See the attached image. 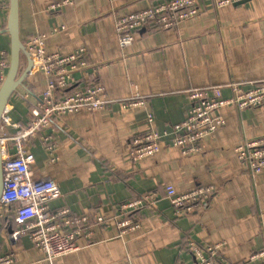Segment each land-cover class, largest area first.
<instances>
[{
  "label": "crops",
  "instance_id": "crops-1",
  "mask_svg": "<svg viewBox=\"0 0 264 264\" xmlns=\"http://www.w3.org/2000/svg\"><path fill=\"white\" fill-rule=\"evenodd\" d=\"M53 1L18 0L20 39L44 33L46 49L62 53L85 46L93 78L68 91L97 83L114 101L102 110L53 119L56 163L43 158L39 141L27 148L36 156V173L52 177L61 190L48 202L49 213L67 207L71 216H110L107 224L85 225L78 250L52 262L27 237L12 236L14 230H2L0 223V253L12 252L11 264H193L185 243L193 240L200 246L224 242L218 255L223 263L248 264L251 253L264 249V168L253 174L233 149L264 136V102L223 106L217 111L223 124L201 140L197 152L183 155L166 142L138 160L129 151L132 139L147 129L180 122L191 89L233 82L249 87L264 80V0L218 8L201 0L196 16L171 29L148 23L125 49L118 47L115 19L165 0H73L47 9ZM8 8L7 2L0 5V52L10 44L4 32ZM46 81L36 71L25 79L9 99L13 119L29 117ZM222 93L231 94L227 87ZM131 97L142 103L125 106ZM167 184L178 192L212 186L208 207L176 213L163 198ZM147 192L159 200L135 214L139 228L122 232L112 214L122 202Z\"/></svg>",
  "mask_w": 264,
  "mask_h": 264
},
{
  "label": "built area",
  "instance_id": "built-area-1",
  "mask_svg": "<svg viewBox=\"0 0 264 264\" xmlns=\"http://www.w3.org/2000/svg\"><path fill=\"white\" fill-rule=\"evenodd\" d=\"M113 1V0H112ZM201 0H165L134 13L123 14L115 19L114 27L117 44L125 49L135 41V33L144 25L153 23L160 29H171L199 13ZM203 1V0H202ZM244 0H209L213 7L241 2ZM7 0H0V5ZM73 0H54L47 9H55ZM64 29L53 27L52 31ZM47 35L36 33L25 42L33 60L32 72H41L47 79L40 91V98L26 120H15L8 107L2 114V175L4 179L0 211L10 215L20 226L11 235H24L45 258L52 260L60 255L78 250L77 238L85 237L83 228L91 221L107 224L110 215L71 216L69 209L63 207L49 213L48 202L61 196L55 180L35 171L36 156L28 150V145L39 141L42 156L48 163H56L60 156L56 151L51 126L54 118L79 111L94 112L107 108L112 101L107 97L103 85L90 83L68 91L71 85L93 78L88 53L85 46L72 52L62 53L46 49ZM9 67L8 51L0 52V86ZM31 72V73H32ZM230 89L225 97L222 88ZM189 108L185 117L167 129H147L132 139L130 157L133 160L158 152L166 142L178 147L181 153L199 151L201 140L223 124L218 110L223 106L234 105L238 108L257 106L264 102V80L249 87L240 82L191 89L188 93ZM138 97L124 100L127 107L141 104ZM234 152L242 166L259 174L264 168V136L243 141L234 146ZM213 187L199 185L178 192L173 185L167 184L163 198L176 213L206 209L209 205ZM159 199L153 192L143 193L122 202L117 213L112 214L117 227L122 231L140 227L135 214L142 209L151 208ZM0 213V214H1ZM193 252V264H225L218 255L224 242L200 246L193 240L185 242ZM12 252L0 253V264H11ZM248 264H264V249L256 250L248 258Z\"/></svg>",
  "mask_w": 264,
  "mask_h": 264
},
{
  "label": "water",
  "instance_id": "water-1",
  "mask_svg": "<svg viewBox=\"0 0 264 264\" xmlns=\"http://www.w3.org/2000/svg\"><path fill=\"white\" fill-rule=\"evenodd\" d=\"M8 1L9 8L4 32L8 33L10 36L9 67L6 76L2 82V85L0 86V202L4 183L2 175L1 147L3 141L2 114L8 106L10 97L16 92V90L20 86H24V81L31 74L33 67V60L31 54L19 36L18 0ZM23 57L26 61V64L21 67V61Z\"/></svg>",
  "mask_w": 264,
  "mask_h": 264
},
{
  "label": "rangeland",
  "instance_id": "rangeland-1",
  "mask_svg": "<svg viewBox=\"0 0 264 264\" xmlns=\"http://www.w3.org/2000/svg\"><path fill=\"white\" fill-rule=\"evenodd\" d=\"M12 218V217H11ZM1 226H2V230L6 229L7 227L12 228L13 230H19L20 226L18 224H16L15 222H13V219H1L0 220ZM21 236H24L21 234Z\"/></svg>",
  "mask_w": 264,
  "mask_h": 264
},
{
  "label": "trees",
  "instance_id": "trees-1",
  "mask_svg": "<svg viewBox=\"0 0 264 264\" xmlns=\"http://www.w3.org/2000/svg\"><path fill=\"white\" fill-rule=\"evenodd\" d=\"M7 3L9 4V1L7 0ZM8 53H9V49H8ZM23 64V66L26 64V61H25V59H24V57L22 58V61H21V65ZM0 213H1V211H0ZM1 219H11L12 220V218H11V216L10 215H5V214H3V213H1ZM0 219V220H1ZM14 222V221H13ZM2 227V226H1ZM10 227H7L5 230H8Z\"/></svg>",
  "mask_w": 264,
  "mask_h": 264
}]
</instances>
